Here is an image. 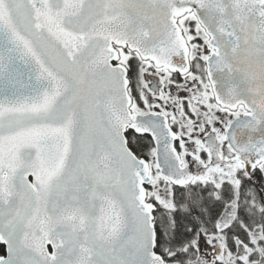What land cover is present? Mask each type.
<instances>
[{"label": "snow or ice", "instance_id": "obj_1", "mask_svg": "<svg viewBox=\"0 0 264 264\" xmlns=\"http://www.w3.org/2000/svg\"><path fill=\"white\" fill-rule=\"evenodd\" d=\"M0 264H264V0H0Z\"/></svg>", "mask_w": 264, "mask_h": 264}]
</instances>
